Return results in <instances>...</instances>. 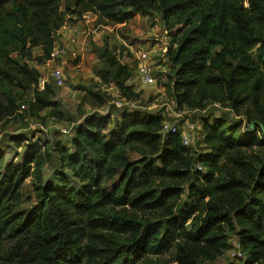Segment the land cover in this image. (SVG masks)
Here are the masks:
<instances>
[{"label":"trees","instance_id":"obj_1","mask_svg":"<svg viewBox=\"0 0 264 264\" xmlns=\"http://www.w3.org/2000/svg\"><path fill=\"white\" fill-rule=\"evenodd\" d=\"M57 1L0 0V17L8 6L27 10L31 48L40 46L44 61L65 24L57 18ZM73 1L76 14L94 12L118 24L162 12L167 31L175 32L167 57L178 107L203 111L220 104L243 116L250 131L243 134L240 123L223 117L204 121L203 149L193 152L178 134H162L159 114L123 111L114 128L88 117L67 140L71 150L56 146L80 189L65 178L59 188L43 185V145L28 146L21 165L0 171V264H151L148 254L171 248L178 264H199L223 255L230 231L244 264H264V205L248 196L264 190V166H257L254 151L264 146V0ZM256 49L263 52L259 59ZM4 76L21 87L41 81L28 65ZM130 76L128 65L113 62L105 82L132 99ZM38 100V111L44 110L47 103ZM129 152L142 158L131 161ZM29 178L38 203L17 211ZM146 214L157 221L141 222ZM25 239L27 253L17 248Z\"/></svg>","mask_w":264,"mask_h":264},{"label":"rangeland","instance_id":"obj_2","mask_svg":"<svg viewBox=\"0 0 264 264\" xmlns=\"http://www.w3.org/2000/svg\"><path fill=\"white\" fill-rule=\"evenodd\" d=\"M57 8V18L64 19V25L68 28H76L78 24H82V35L76 46H70L68 42L71 33L68 30L61 33L58 31L55 39L66 48L67 54L64 59L50 65L48 61L42 60L43 50L40 46L31 48L30 41L34 35L27 28L29 21L26 9L8 6L0 17V156L3 157L0 171H4L9 165H21L27 147L40 144L43 145L44 155L40 175L42 184L59 188L61 179L65 178L71 187L80 189L81 182L62 162L56 146L60 144L71 150L72 145L67 140L74 135L77 126L84 123L88 117L108 120L111 128H114L116 118H120L122 112L127 111L117 107V102L125 99L122 98L116 84L113 81L105 82L106 76L112 71L113 62L123 63L131 69L127 85L132 87L137 96L126 100L136 103L137 108L132 111L146 115L160 114L163 101L173 94L170 76L173 75L174 69L167 56L170 49H175L172 44V35L175 32L167 31L163 13L156 10H152L147 16L137 14L132 20L118 24L94 12H90L93 15L91 21L85 23L84 17L75 13L77 10L73 0H58ZM141 49L151 52L157 86L140 85L137 79V63L132 51ZM74 52L77 54L76 58L72 55ZM29 53L32 54L31 60ZM261 54L263 52L258 49L253 52L256 59H259ZM24 65L40 72L41 81L38 85L21 87L4 76V71L11 72ZM56 66H63L66 74V84L63 88L56 87L49 80L50 69ZM44 86L49 89L46 90ZM44 91L45 94L39 95ZM39 98L48 105L41 111H38ZM22 105L26 106V110L21 109ZM219 106L220 108L208 106L204 112L200 111L191 116V120L199 124L189 146L193 152L203 149L201 123L204 121L212 122L215 117H223L230 123H240V131L243 134L250 131L243 116H236L231 110L220 104ZM20 138L23 139L22 142ZM254 151L258 157L257 166L263 167L264 146L255 147ZM128 155L131 161L142 158L134 152H129ZM151 161L155 165L158 164L156 158H151ZM118 179L119 177H116L108 185H113ZM248 196L264 205V190L255 189L249 192ZM37 203L34 179L29 178L24 183L22 197L16 205V210H30ZM182 203L187 204L186 196ZM140 221L147 223L157 220L155 215L146 214ZM190 223L191 221L187 225ZM226 235L228 249L223 255L213 261L201 260L199 264L245 263L244 258L233 256L235 233L230 231ZM127 238L129 236L121 237L120 240L126 242ZM29 243L30 240L25 239L17 243V248L22 247L27 253ZM9 249H12V246ZM146 258L151 264H178L173 248L160 254H148Z\"/></svg>","mask_w":264,"mask_h":264},{"label":"built area","instance_id":"obj_3","mask_svg":"<svg viewBox=\"0 0 264 264\" xmlns=\"http://www.w3.org/2000/svg\"><path fill=\"white\" fill-rule=\"evenodd\" d=\"M84 22L89 23L93 18L91 13H86L83 15ZM82 24H78L76 28H68L67 25H64L60 33L64 30H68L71 35L69 36V45L76 46L80 40L82 35L81 32ZM135 55V61L137 63L136 67V76L140 83V85L146 87L157 86V76L154 72V68L152 67V55L148 50H138L136 52L132 51ZM67 54V50L65 47H62L58 41H55V45L53 51L51 53V59L48 61L49 65L56 63V61H60L64 59ZM72 55L76 58L77 54L74 52ZM123 64V63H122ZM125 65V64H124ZM49 80L58 88H63L66 84V74L64 72L63 66H56L50 69ZM45 84V83H44ZM165 90V88H163ZM173 93V92H172ZM214 107L220 108L219 104H214ZM117 107L119 109H126L127 111H132L137 108L135 102L121 100L117 102ZM162 111L159 115L164 118L163 121V129L162 134H178L181 137L183 145L189 147L192 144L194 139V134L197 132L198 123L191 120V116L199 113L201 110H190L188 108L180 109L176 102L175 97L172 96L163 101L160 106ZM22 110H26V106H21ZM205 110H203L204 112ZM197 170H202V167L198 164L196 165ZM234 257H243V253L241 252L240 246L235 245Z\"/></svg>","mask_w":264,"mask_h":264}]
</instances>
